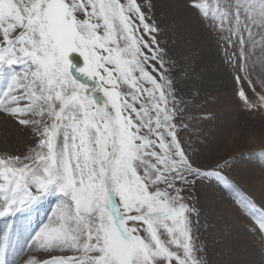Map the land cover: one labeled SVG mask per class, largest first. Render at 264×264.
Segmentation results:
<instances>
[{"label":"snow or ice","instance_id":"snow-or-ice-1","mask_svg":"<svg viewBox=\"0 0 264 264\" xmlns=\"http://www.w3.org/2000/svg\"><path fill=\"white\" fill-rule=\"evenodd\" d=\"M187 2L209 19L207 5ZM152 8V0H0V114L36 138L23 156L0 157V217L58 196L19 264H208L187 195L205 181L235 198L264 244V204L240 195L220 163L198 165L182 139ZM236 94L245 111H264V95ZM15 239L6 226L0 249Z\"/></svg>","mask_w":264,"mask_h":264},{"label":"rangeland","instance_id":"rangeland-1","mask_svg":"<svg viewBox=\"0 0 264 264\" xmlns=\"http://www.w3.org/2000/svg\"><path fill=\"white\" fill-rule=\"evenodd\" d=\"M198 2L208 7L207 21L188 7L187 0H152L153 17L161 29L159 46L173 77L182 139L191 145L198 165L212 169L220 163L240 195L264 204V111H245L236 94L243 87L253 99L264 95L260 84L264 0ZM6 81L7 74L0 75V88ZM35 139L30 129L0 114V157L23 156ZM250 141L255 147L242 146ZM187 195L199 212L192 216L197 225L194 235L208 264H264V244L249 230L251 218L240 215L230 193L215 181H205L197 182ZM57 202V195L47 194L15 214L0 217V232L12 226L16 235L6 253L0 249L6 264H19L28 254V241L47 222Z\"/></svg>","mask_w":264,"mask_h":264},{"label":"bare ground","instance_id":"bare-ground-1","mask_svg":"<svg viewBox=\"0 0 264 264\" xmlns=\"http://www.w3.org/2000/svg\"><path fill=\"white\" fill-rule=\"evenodd\" d=\"M226 134H227V132H226ZM232 134H233V133H232ZM230 136H231V135H230ZM230 136H229V137H230ZM227 137H228V135H227ZM229 137H228V138H229ZM231 137H232V136H231ZM244 137H245V136H244ZM232 139H233V138H232ZM234 139H235V138H234ZM227 140H228V139H227ZM229 140H230V139H229ZM242 146H243V147H247V146L255 147V144H254L253 142L250 141V144H248V142H247V143H245V144H242Z\"/></svg>","mask_w":264,"mask_h":264},{"label":"water","instance_id":"water-1","mask_svg":"<svg viewBox=\"0 0 264 264\" xmlns=\"http://www.w3.org/2000/svg\"><path fill=\"white\" fill-rule=\"evenodd\" d=\"M74 61L77 62L78 64L82 63V60L80 61L78 57H74Z\"/></svg>","mask_w":264,"mask_h":264}]
</instances>
